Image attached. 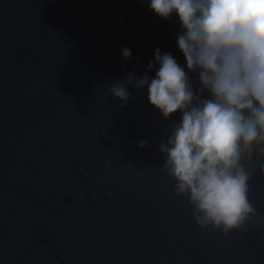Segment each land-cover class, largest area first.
<instances>
[{
  "label": "water",
  "instance_id": "95a60500",
  "mask_svg": "<svg viewBox=\"0 0 264 264\" xmlns=\"http://www.w3.org/2000/svg\"><path fill=\"white\" fill-rule=\"evenodd\" d=\"M177 32L144 0H0V264H264V156L258 215L201 228L161 170L178 115L109 91L157 47L183 64Z\"/></svg>",
  "mask_w": 264,
  "mask_h": 264
},
{
  "label": "clouds",
  "instance_id": "9594fccd",
  "mask_svg": "<svg viewBox=\"0 0 264 264\" xmlns=\"http://www.w3.org/2000/svg\"><path fill=\"white\" fill-rule=\"evenodd\" d=\"M144 3L178 24L176 48L184 63L157 47L143 74L129 72L109 91L123 106L135 99L129 85L146 89L163 119L178 115L160 144L161 170L174 181L175 195L187 197L196 224L226 235L258 215L245 161L264 156V0ZM120 54L132 57L128 47ZM259 170L264 174V163Z\"/></svg>",
  "mask_w": 264,
  "mask_h": 264
}]
</instances>
